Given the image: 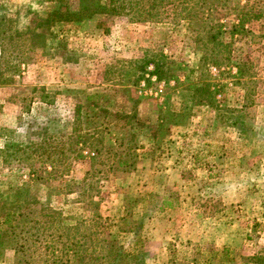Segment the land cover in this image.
<instances>
[{
  "label": "rangeland",
  "instance_id": "rangeland-1",
  "mask_svg": "<svg viewBox=\"0 0 264 264\" xmlns=\"http://www.w3.org/2000/svg\"><path fill=\"white\" fill-rule=\"evenodd\" d=\"M128 3L0 0V264H264V0Z\"/></svg>",
  "mask_w": 264,
  "mask_h": 264
},
{
  "label": "trees",
  "instance_id": "trees-1",
  "mask_svg": "<svg viewBox=\"0 0 264 264\" xmlns=\"http://www.w3.org/2000/svg\"><path fill=\"white\" fill-rule=\"evenodd\" d=\"M47 2H58L59 7L56 6L53 8V11L50 13V15L47 18V23L53 24V23H76V22H82L84 20L91 19L93 16H115L122 14L124 10L126 9L127 6H129L128 0H81V6L79 7L78 10L71 11V10H61L62 7V1L63 0H46ZM241 19V25H243L244 22V17ZM4 21V19L1 17L0 18V47L2 44H4L5 41V32H3V29L1 28V22ZM240 24V23H239ZM239 25V26H241ZM153 70L151 72L146 71V66L142 65L140 66V74L136 78V83L139 82L140 80H145V82H148L149 79L144 78L145 76H153L156 81L158 82H164L167 85H169L170 80L173 78L177 80L176 78L170 76L169 74V68L166 66L164 61H151ZM238 69V74L242 76L245 71L243 70V67L237 66ZM243 70V72H242ZM137 103V102H135ZM162 121V119H161ZM162 123V122H160ZM47 128V127H46ZM45 128V130H47ZM74 145H78L75 150L72 148V153H80L83 148H89L92 149V156L96 154L98 146H93L94 142L97 141H89V138L85 135H81L80 131L77 129L74 130ZM75 145V146H76ZM95 150V153H94ZM95 157L91 158L90 160H94ZM121 164V163H120Z\"/></svg>",
  "mask_w": 264,
  "mask_h": 264
}]
</instances>
